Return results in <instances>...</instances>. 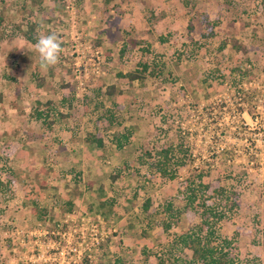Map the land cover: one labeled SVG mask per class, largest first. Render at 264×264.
<instances>
[{"label": "rangeland", "instance_id": "rangeland-1", "mask_svg": "<svg viewBox=\"0 0 264 264\" xmlns=\"http://www.w3.org/2000/svg\"><path fill=\"white\" fill-rule=\"evenodd\" d=\"M199 201L232 264H264V0H0V264L184 262Z\"/></svg>", "mask_w": 264, "mask_h": 264}, {"label": "trees", "instance_id": "trees-1", "mask_svg": "<svg viewBox=\"0 0 264 264\" xmlns=\"http://www.w3.org/2000/svg\"><path fill=\"white\" fill-rule=\"evenodd\" d=\"M144 64L142 65V70H144ZM128 80L133 79H142V73H140V70L135 69L132 71H128L123 74ZM106 91L110 93L112 91V86H109L106 88ZM39 115L41 112L38 113ZM118 144V143H117ZM166 153V150L158 149L154 151L155 157H151V151L147 148L142 149V154L147 156L148 161L150 160V166L158 171L159 176L167 175L166 169L164 168V165L160 161V158H158V153ZM165 157V155H163ZM130 164V163H127ZM200 177L201 175H197ZM189 186V192L187 195V206H190L192 204V200H195L196 193L200 195H203L204 190L208 188V185L206 182L202 181L201 178H198L197 180L191 179L188 183ZM215 198L222 203H234L232 196H228L226 194L224 195H218L215 196ZM200 200V199H199ZM148 202V200L146 201ZM200 202V203H199ZM196 204L192 205V209L194 212H198V220L195 223L194 228L191 230H187L184 232H181L178 235V239L181 242L182 246L184 248L189 249L190 256L187 261L182 262L181 260L176 259L174 255L171 258V254L166 257L165 259H158L157 264H232V260L227 256V252L222 249V246H220L218 243L213 242V240L209 239L208 236H210L208 230L206 229L208 226V214L210 211V204H206L205 201H199ZM146 207V205H144ZM199 206L201 207V211H199ZM180 211L178 212L179 215ZM174 220L178 217L176 215H173L172 217ZM205 230V233L203 235H200L201 230ZM224 240V239H223ZM227 244V243H226Z\"/></svg>", "mask_w": 264, "mask_h": 264}, {"label": "clouds", "instance_id": "clouds-1", "mask_svg": "<svg viewBox=\"0 0 264 264\" xmlns=\"http://www.w3.org/2000/svg\"><path fill=\"white\" fill-rule=\"evenodd\" d=\"M62 43V39L55 31L38 37L33 47L38 54L42 70L47 71L60 62L63 52Z\"/></svg>", "mask_w": 264, "mask_h": 264}, {"label": "crops", "instance_id": "crops-1", "mask_svg": "<svg viewBox=\"0 0 264 264\" xmlns=\"http://www.w3.org/2000/svg\"><path fill=\"white\" fill-rule=\"evenodd\" d=\"M2 85H3V83H2Z\"/></svg>", "mask_w": 264, "mask_h": 264}]
</instances>
